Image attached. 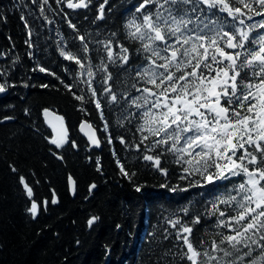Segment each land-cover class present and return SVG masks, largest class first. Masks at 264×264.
I'll return each mask as SVG.
<instances>
[{"label":"trees","instance_id":"obj_1","mask_svg":"<svg viewBox=\"0 0 264 264\" xmlns=\"http://www.w3.org/2000/svg\"><path fill=\"white\" fill-rule=\"evenodd\" d=\"M140 2L91 0L88 8L73 10L57 0L47 4L43 0H0V83L7 87L0 95V264H157L161 253L179 243L174 239L175 229L166 223L168 218L180 216L188 221L204 213L216 195L239 183L234 177L231 183L216 181L189 187L188 181L178 179L180 169L170 162L171 157L162 158L163 166L169 169L166 180L150 162L136 159L141 155L135 149L139 121L129 117V123L124 118L127 113L115 105L106 106L103 95L97 97L104 105L102 110L94 103L77 101L61 83L75 84L87 78L76 75L78 66L59 54L62 47L73 51L80 48L79 35L90 41L88 55L93 64L100 62L95 49H101L99 56L105 55L102 45L95 41H106L112 33L117 34L114 43L129 48L130 66L139 63L137 44L125 39L124 25ZM101 5L104 14L99 19ZM219 15L231 23L226 14ZM39 67L48 71L40 72ZM111 70L117 81L114 91L139 95L131 89L132 77ZM45 84L47 88L42 87ZM72 91L91 95L83 83ZM45 108L63 117L67 141L59 149L50 144L52 133L42 118ZM82 120L97 130L100 151L91 150L80 136ZM120 137L128 146L120 143ZM117 160L130 173H136L131 180L120 172ZM164 160L169 162L164 164ZM20 176L33 188V199L40 205L35 218L27 211L30 201L19 183ZM69 179L75 183L74 196L69 191ZM164 183L188 190L171 192L160 187ZM93 184L95 188H91ZM53 199L56 204L51 203ZM185 207L189 216L181 211ZM93 216L99 219L89 227L87 221ZM214 222V217L203 216L194 226L193 240L210 242L218 231L212 227ZM166 234L172 235L165 240Z\"/></svg>","mask_w":264,"mask_h":264},{"label":"snow or ice","instance_id":"obj_2","mask_svg":"<svg viewBox=\"0 0 264 264\" xmlns=\"http://www.w3.org/2000/svg\"><path fill=\"white\" fill-rule=\"evenodd\" d=\"M57 3L75 10L88 8L91 0ZM43 10L41 6L42 14ZM103 14L101 5L98 18L102 19ZM219 14H226L231 23ZM255 17L260 19L251 22ZM68 23L76 28L70 20ZM124 28L125 39L137 44L139 63L130 66L129 48L114 43L117 34L112 33L106 41H95L102 45L105 55L99 56L101 49H95L100 62L93 64L88 55L90 41L79 35L80 48L73 51L62 47L59 54L78 66L76 75L87 78L75 84L61 81L64 87L74 99L94 103L98 110L104 105L97 97L103 95L106 106L115 105L127 113L125 119L139 121L135 131L140 137L135 149L141 155L136 159L150 162L166 180L169 169L162 164L165 157H171L170 162L179 166L178 179L188 181L189 187L216 181L231 183L232 178H239L230 190L209 201L204 213L188 221L180 216L166 220L175 229L174 239L179 243L161 253L157 264H264V0H141ZM112 68L132 77L131 89L139 95L114 91L117 81ZM39 71L48 69L39 67ZM79 83L87 85L90 98L72 91ZM6 90V84L0 83V93ZM133 108L135 112L130 111ZM51 114L43 109L45 118ZM55 119L63 121L61 116ZM85 126L92 128L91 124H82L81 129ZM119 139L128 146L123 137ZM89 140L100 146L94 133ZM50 143L58 149L63 147L66 132ZM72 146L76 147L75 142ZM116 163L123 176L131 180L136 175L119 160ZM11 170L17 172L15 167ZM19 183L30 201L27 211L35 218L40 205L33 199V188L24 176L19 177ZM160 187L171 192L188 190L168 183ZM140 190L137 186L136 191ZM47 203L43 202L45 206ZM181 211L184 216L190 215L187 207ZM205 215L215 218L212 227L218 231L210 242H195L194 226ZM98 219L89 218L88 226Z\"/></svg>","mask_w":264,"mask_h":264},{"label":"water","instance_id":"obj_3","mask_svg":"<svg viewBox=\"0 0 264 264\" xmlns=\"http://www.w3.org/2000/svg\"><path fill=\"white\" fill-rule=\"evenodd\" d=\"M3 94H4V92L0 93V95H3ZM51 113L52 114L49 115L47 118H45V116L42 113V118H43V121H44L46 127L51 131L52 138H56L59 134H61V132H66V141H67V129H66L65 123L63 121H59V120L55 119L56 116H59L58 114L54 113L53 111H51ZM49 121L51 123H49ZM82 124H90V123L85 121V120H82L79 123L78 132H79L80 136L86 141L88 147L91 150L100 151L102 149L101 141H100V146L97 147V146L93 145L92 142L89 140V136L92 135L93 133L95 134L96 138L100 140L97 130L93 126L91 129H89L87 126H85L82 130L81 129ZM51 146L56 148L55 145L51 144ZM56 149H58V148H56ZM68 184H69L70 194H71V196H74V194H75V183L72 179H69Z\"/></svg>","mask_w":264,"mask_h":264}]
</instances>
